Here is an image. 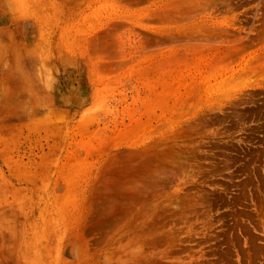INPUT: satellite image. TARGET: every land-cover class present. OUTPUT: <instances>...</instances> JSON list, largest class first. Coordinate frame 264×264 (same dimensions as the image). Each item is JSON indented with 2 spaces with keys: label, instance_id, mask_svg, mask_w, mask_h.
Masks as SVG:
<instances>
[{
  "label": "rangeland",
  "instance_id": "374dc122",
  "mask_svg": "<svg viewBox=\"0 0 264 264\" xmlns=\"http://www.w3.org/2000/svg\"><path fill=\"white\" fill-rule=\"evenodd\" d=\"M172 1L0 0V264H264V0Z\"/></svg>",
  "mask_w": 264,
  "mask_h": 264
},
{
  "label": "bare ground",
  "instance_id": "6f19581e",
  "mask_svg": "<svg viewBox=\"0 0 264 264\" xmlns=\"http://www.w3.org/2000/svg\"><path fill=\"white\" fill-rule=\"evenodd\" d=\"M183 1L185 2V0H183ZM191 1H192V2L194 1V2L192 3ZM191 1H190V0L188 1V0H187V1H186L187 3H184V4H186V5H184V6H188V2H191L190 4H193V6H195V7H196V6H199V5L196 4V0H191ZM200 1H201V0H200ZM172 2H175V0L172 1ZM177 2L179 3L178 0H176V3H177ZM198 2H199V1H198ZM178 3H177V4H178ZM180 3H183L182 0H180ZM171 4H173V3H171ZM171 4H170V5H171ZM195 4H196V5H195ZM168 5H169V4H168ZM170 5H169V6H170ZM173 5H174V4H173ZM173 5H172V6H173ZM180 5H181V4H180ZM216 5H217V3H216ZM182 6H183V5H182ZM184 6H183V7H184ZM189 6H191V7L193 8L192 5H189ZM175 7H176V6H175ZM170 8H171V7H170ZM178 8H179V7H177V10H178V11H176L177 15H178V13L181 12L182 9H183V8H181V11H180ZM202 8H203V7H202ZM173 10H175V8H174ZM173 10H170V11L174 12ZM190 10H191V9H190ZM190 10H189V12H188V11H187V12H188L189 14H190V13L192 14V12H191L192 10H191V11H190ZM197 11H198V10H197ZM200 11H202V10H200ZM172 12H171V13H172ZM195 12H196V11H195ZM171 13H170V14H171ZM181 13L183 14V15L181 14V16H184V14H185V15L188 14V13H186V10H185V13H184V9H183V12H181ZM193 13H194V11H193ZM200 13H201V12H200ZM174 14H175V12H174ZM189 14H188V15H189ZM175 15H176V14H175ZM177 15H176V16H177ZM196 16H197V15H196ZM178 17H180V15H179ZM188 17H190V15H189ZM192 21H193V20H192ZM204 22H206V21H204ZM200 23H201V22H200ZM200 23H199V24H200ZM171 25H174V23L171 24ZM175 25H176V24H175ZM175 25H174V26H175ZM203 25H204V24H203ZM177 26H178V25H177ZM205 26H206V24H205ZM181 27H182V26H181ZM186 27H187V26H186ZM184 28H185V27H184ZM202 28H203V27H202ZM208 28H211V27L209 26ZM178 29H179V28H178ZM182 29H183V28H182ZM190 29H191V28H190ZM190 29H189V30H185V31H187V32H188V31L191 32V30H192V32H193V30H196V31H194V32H196V33L198 34L199 32L201 33V31L205 30V28H204L203 30H201V28L198 29V27H196V26H195V28L193 27L191 30H190ZM212 29H213V28H212ZM197 30H198V32H197ZM200 30H201V31H200ZM170 31H171V30H170ZM209 31H210V30H209ZM211 31H212V33H217V32H218V35H219L220 37L222 36L220 40H223V39H222V38H223V35H225V34H223L224 30H222V32H220V29H216V32H215L214 30H211ZM213 31H214V32H213ZM178 32H179V31H178ZM189 32H188V33H189ZM192 32H191V33H192ZM219 32H220V33H219ZM169 33H171V32H169ZM174 33H175V32H174ZM181 33H183V32H181ZM181 33H180V35L177 33V34H178L177 36H178V37L180 36V38H179L180 40H181ZM221 33H222V34H221ZM192 34H193V33H192ZM220 34H221V35H220ZM238 34H239V33H238ZM173 35H174V34H173ZM193 35H194V34H193ZM200 35L203 36V38L200 37V38H201L200 40L205 39L206 34L203 35V33H201V34H199V36H200ZM171 36H172V35H171ZM182 36H185V34H182ZM189 36H191V35H189ZM199 36H198V35H197V36L194 35L195 38H196V37H199ZM231 36H232V35H231ZM248 36H249V35H248ZM173 37H174V36H173ZM173 37H172V38H173ZM194 37L192 36L191 38L193 39ZM214 37H215V39H214ZM224 37H225V36H224ZM232 37H233V36H232ZM232 37H231V39L229 40L228 43H229V45H231V42H232L231 48H232V46L234 45V46H233V49H231V50H233V51L229 50L230 47L227 48L226 50H229L228 52L231 51V52L228 53V54H232V53H233L232 56H234V57H235L234 54H236V56H238V55H239V52H241V50L243 51V52H241V54L243 53V54H242V56H243V55H247V53H249L250 55H252V53H253L254 51H256L254 48H256L257 46L259 47V49H260V47L264 48V45H261V44H259L258 42L253 41V40L250 39V38H249L250 40H247L246 44L244 43L246 40H245V41L242 40V42H240L241 40H240L239 37L236 38V39H238V41L240 42V43H238V44H239V46H238V44H236L237 41L234 40V37H233V38H232ZM235 37H236V36H235ZM242 37H243V36H242ZM172 38H171V39H172ZM186 38H187V37H186ZM206 38H207V36H206ZM211 38H213L214 40H216V38H217V40L219 39V37H216V36H212V37H210V40H211ZM172 40L175 41L174 38H173ZM183 40H184V39H183ZM194 40H195V39H194ZM231 40H232V41H231ZM233 40H234V42L236 41L235 44H236L237 46L234 44ZM178 41H179V40H178ZM178 41H177V42H178ZM187 41H188V39H187ZM203 41H204V40H203ZM205 41H206V40H205ZM207 41H208V40H207ZM227 41H228V40H227ZM230 41H231V42H230ZM172 42H173V41H172ZM190 42H191V41H190ZM190 42H189V43H190ZM192 42H193V41H192ZM199 42H201V41H199ZM210 42H211V41H210ZM193 43H194V42H193ZM208 43H209V42H208ZM241 43H243V44L240 45ZM177 45H178V44H177ZM208 46H209V45H208ZM184 47H185V46H184ZM186 47H187V46H186ZM212 47H213V46H212ZM258 47H257V48H258ZM192 48H193V50H199V49H200V48H199V49H198V48H197V49H194V48H196V47H192ZM203 49H204V48H203ZM208 49H209V48H208ZM210 49H211V48H210ZM214 49H215V48H214ZM259 49H257V51H258ZM181 50H182V49H181ZM187 50H190V49H187ZM239 50H240V51H239ZM175 51H176V50H175ZM190 51H191V50H190ZM221 51H222V50H221ZM236 51H237V52H236ZM238 51H239V52H238ZM257 51H256V52H257ZM259 51H260V50H259ZM191 52H192V51H191ZM194 52H196V51H194ZM217 52H219V51H217ZM235 52H236V53H235ZM245 52H246V53H245ZM186 53H187V52H186ZM259 53H260V52H259ZM192 54H193V53H192ZM216 54H217V53H216ZM221 54H222V52H221ZM228 54H226V56H227ZM206 55H207V54H206ZM218 55H219V54H218ZM207 56H208V55H207ZM226 56H225V57H226ZM254 56H255V55H254ZM254 56H253V57H254ZM259 56H260V55H259ZM259 56H257V57H259ZM181 57H182V56H181ZM238 57H239V56H238ZM257 57H256V58H257ZM207 58H208V57H207ZM212 58H213V57H212ZM215 58H216V56L213 58V59H214L213 61H215ZM228 58H229V57H228ZM230 58H231V57H230ZM230 58H229V60H230ZM260 58H261V57H260ZM216 59H217V58H216ZM231 59H232V58H231ZM250 59H251V58H250ZM254 59H255V58H254ZM222 60H224V59H222ZM192 61H193V60H192ZM199 61L201 62L200 59H199ZM216 62H218V61H216ZM250 62H251V61H250ZM209 63H210V62H209ZM251 63H252V62H251ZM192 64H193V63H192ZM197 64H198V63H197ZM213 64H215V63H213ZM189 65H190V64H189ZM181 66H183V65H181ZM194 66H195V65H194ZM197 66H199V65H197ZM210 66H212V65H210ZM262 66H263V64H262ZM188 67H189V66H188ZM183 68H185V67L183 66ZM196 68H197V67H196ZM198 68H199V67H198ZM198 68H197V69H198ZM202 68H203V67H202ZM206 68H208V67H206ZM189 69H190V68H189ZM189 69H188V70H189ZM200 69H201V67L199 68V70H200ZM191 71H192V70H191ZM195 72H196V71H195ZM190 73H191V72H190ZM204 73H205V72H204ZM197 74H198V73H197ZM189 75H190V74H189ZM203 81H204V80H203ZM200 84H202V82H201ZM200 84H199V85H200ZM205 85H206V84H205ZM205 85H203V86H205ZM201 86H202V85H201ZM204 89H205V88H204ZM166 159L169 160L168 157H167ZM167 163H169V162H167ZM167 163H166V162H163V164H165V165H166ZM169 164H170V163H169ZM169 164H167V168H166V169L168 170L167 172L170 173L172 170L169 169V166H168ZM164 167H165V166H163V168H164ZM172 167H173V166H172ZM164 171H165V170H164ZM174 173H175V169H174ZM190 211H195V209L189 210V212H190ZM171 213H172V212H171ZM185 213H186V209H185V210H184V209H183V210L180 209V211H177V212L175 211V212L173 213V215L176 216V217H174V218H175L174 221H176L177 224L183 223V219H182L181 217H184ZM189 214H190V213H189ZM194 214H195V213H194ZM167 215H168V214H167ZM168 216H169V215H168ZM185 220H186V219H185ZM185 220H184V221H185ZM168 221H169V220H168ZM156 222H157V221H154V223H155L154 226L157 225ZM169 222H170V221H169ZM164 227H165V226H164ZM169 227H170V226H169ZM157 245H159V244H157Z\"/></svg>",
  "mask_w": 264,
  "mask_h": 264
},
{
  "label": "crops",
  "instance_id": "0c3cea01",
  "mask_svg": "<svg viewBox=\"0 0 264 264\" xmlns=\"http://www.w3.org/2000/svg\"><path fill=\"white\" fill-rule=\"evenodd\" d=\"M65 141H67V139L65 140ZM52 171H53V173H54V169H52ZM52 190L54 191V181H52ZM51 221H52V230H53V232H54V217L52 216V218H51ZM54 235V234H53ZM54 237V236H53Z\"/></svg>",
  "mask_w": 264,
  "mask_h": 264
}]
</instances>
